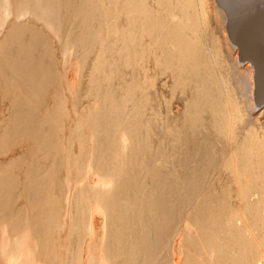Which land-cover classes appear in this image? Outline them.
<instances>
[{
	"label": "bare ground",
	"instance_id": "obj_1",
	"mask_svg": "<svg viewBox=\"0 0 264 264\" xmlns=\"http://www.w3.org/2000/svg\"><path fill=\"white\" fill-rule=\"evenodd\" d=\"M0 264H264V0H0Z\"/></svg>",
	"mask_w": 264,
	"mask_h": 264
}]
</instances>
